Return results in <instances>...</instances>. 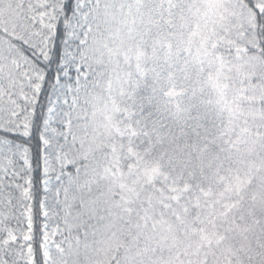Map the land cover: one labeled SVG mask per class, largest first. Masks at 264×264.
Returning a JSON list of instances; mask_svg holds the SVG:
<instances>
[{
    "label": "snow or ice",
    "instance_id": "obj_1",
    "mask_svg": "<svg viewBox=\"0 0 264 264\" xmlns=\"http://www.w3.org/2000/svg\"><path fill=\"white\" fill-rule=\"evenodd\" d=\"M0 264H264V0H0Z\"/></svg>",
    "mask_w": 264,
    "mask_h": 264
}]
</instances>
